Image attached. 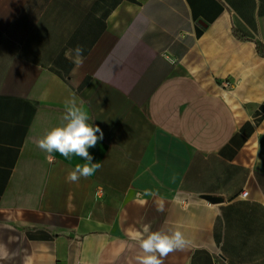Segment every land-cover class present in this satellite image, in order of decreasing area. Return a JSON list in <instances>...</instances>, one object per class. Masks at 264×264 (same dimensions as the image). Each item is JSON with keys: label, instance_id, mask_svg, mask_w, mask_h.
I'll return each instance as SVG.
<instances>
[{"label": "crops", "instance_id": "1", "mask_svg": "<svg viewBox=\"0 0 264 264\" xmlns=\"http://www.w3.org/2000/svg\"><path fill=\"white\" fill-rule=\"evenodd\" d=\"M70 99L76 182L37 147ZM145 223L163 264H264V0H0V264H137Z\"/></svg>", "mask_w": 264, "mask_h": 264}, {"label": "clouds", "instance_id": "2", "mask_svg": "<svg viewBox=\"0 0 264 264\" xmlns=\"http://www.w3.org/2000/svg\"><path fill=\"white\" fill-rule=\"evenodd\" d=\"M74 51L77 57L83 53L79 45ZM103 137L100 127L90 122L89 113L70 99L66 101L62 120L44 133L37 147L48 154L58 152L69 160L73 155L82 158L84 162L77 163L66 177L68 181L76 182L81 177L92 176L100 168V163L94 160L89 149ZM142 233L138 243L143 254L136 257L137 264H163L161 257L183 248L187 243L185 235L173 227L153 230L150 223H145L142 225Z\"/></svg>", "mask_w": 264, "mask_h": 264}, {"label": "water", "instance_id": "3", "mask_svg": "<svg viewBox=\"0 0 264 264\" xmlns=\"http://www.w3.org/2000/svg\"><path fill=\"white\" fill-rule=\"evenodd\" d=\"M205 200L211 202V203H218L220 200V198H216V197H208V196H204L203 197Z\"/></svg>", "mask_w": 264, "mask_h": 264}, {"label": "built area", "instance_id": "4", "mask_svg": "<svg viewBox=\"0 0 264 264\" xmlns=\"http://www.w3.org/2000/svg\"><path fill=\"white\" fill-rule=\"evenodd\" d=\"M224 88H230L231 87V83L230 82H225L224 84H222ZM248 196V192H244L242 194V197H247Z\"/></svg>", "mask_w": 264, "mask_h": 264}]
</instances>
